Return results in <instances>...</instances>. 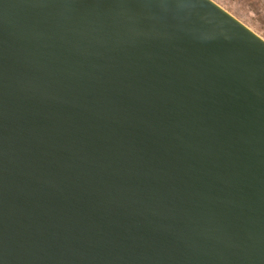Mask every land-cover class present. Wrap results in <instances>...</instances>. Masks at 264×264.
Wrapping results in <instances>:
<instances>
[{"label":"water","instance_id":"obj_1","mask_svg":"<svg viewBox=\"0 0 264 264\" xmlns=\"http://www.w3.org/2000/svg\"><path fill=\"white\" fill-rule=\"evenodd\" d=\"M0 264H264V39L212 0H0Z\"/></svg>","mask_w":264,"mask_h":264},{"label":"rangeland","instance_id":"obj_2","mask_svg":"<svg viewBox=\"0 0 264 264\" xmlns=\"http://www.w3.org/2000/svg\"><path fill=\"white\" fill-rule=\"evenodd\" d=\"M264 39V0H212Z\"/></svg>","mask_w":264,"mask_h":264}]
</instances>
